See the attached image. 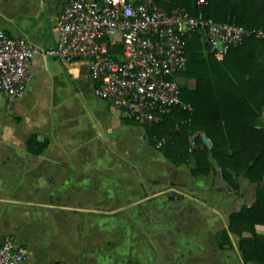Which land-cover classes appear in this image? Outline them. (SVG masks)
Segmentation results:
<instances>
[{"label":"crops","instance_id":"1","mask_svg":"<svg viewBox=\"0 0 264 264\" xmlns=\"http://www.w3.org/2000/svg\"><path fill=\"white\" fill-rule=\"evenodd\" d=\"M68 1L0 0V28L53 47ZM30 72L22 97L0 93V244L12 238L27 264H246L238 236L220 243L253 186L235 190L216 169L194 177V157L176 165L146 127L96 97L87 61L39 58Z\"/></svg>","mask_w":264,"mask_h":264},{"label":"built area","instance_id":"2","mask_svg":"<svg viewBox=\"0 0 264 264\" xmlns=\"http://www.w3.org/2000/svg\"><path fill=\"white\" fill-rule=\"evenodd\" d=\"M186 8L168 12L160 0H69L57 19V42L40 48L0 28V93L22 97L31 78V64L50 58L64 64L89 63L98 99L142 126L152 127L178 107L182 87L176 78L187 70V49L197 34L210 53L227 56L248 39L264 42V30L218 24ZM171 137L157 141V149ZM197 149L191 143L190 152ZM27 250L7 238L0 244V264H27Z\"/></svg>","mask_w":264,"mask_h":264},{"label":"trees","instance_id":"3","mask_svg":"<svg viewBox=\"0 0 264 264\" xmlns=\"http://www.w3.org/2000/svg\"><path fill=\"white\" fill-rule=\"evenodd\" d=\"M198 1L160 0V6L168 12L186 8L195 14ZM206 2V17L218 24L264 30V0ZM207 48L200 34L188 45V67L180 74L196 80L195 88L182 87L181 102L188 108L178 107L152 127H144L151 140L171 137L161 150L176 165L194 157V177L216 169L235 190L240 189L241 181L254 187V202L231 215L230 228L222 234L225 241L220 247H232L229 234L236 235L243 261L264 264V127L257 126L264 111V65L258 63L264 42L248 39L227 56L210 53L205 57ZM249 49H254V53H249ZM34 141L29 142L30 150ZM192 142L197 149L190 152ZM46 147L47 143L40 144L35 152L41 153ZM175 153L179 161L172 157Z\"/></svg>","mask_w":264,"mask_h":264},{"label":"rangeland","instance_id":"4","mask_svg":"<svg viewBox=\"0 0 264 264\" xmlns=\"http://www.w3.org/2000/svg\"><path fill=\"white\" fill-rule=\"evenodd\" d=\"M179 81H181V79H184V77H182V75H177V77H176Z\"/></svg>","mask_w":264,"mask_h":264},{"label":"water","instance_id":"5","mask_svg":"<svg viewBox=\"0 0 264 264\" xmlns=\"http://www.w3.org/2000/svg\"><path fill=\"white\" fill-rule=\"evenodd\" d=\"M204 140H205V142H206L208 145H210V142L208 141V139H207L206 137H204Z\"/></svg>","mask_w":264,"mask_h":264}]
</instances>
